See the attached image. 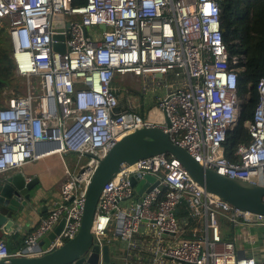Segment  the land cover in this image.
<instances>
[{
  "label": "built area",
  "instance_id": "2783aa9c",
  "mask_svg": "<svg viewBox=\"0 0 264 264\" xmlns=\"http://www.w3.org/2000/svg\"><path fill=\"white\" fill-rule=\"evenodd\" d=\"M222 5L223 0H85L82 6L71 0H0L15 75L14 93L0 106V176L53 155L78 157L74 171L66 168L56 205L16 252L1 239L0 259L43 253L33 252L37 240L61 219L62 229L45 251L72 239L99 161L142 127L162 129L204 168L264 187V77L245 123L250 142L237 147L234 160L223 154L243 102L237 79L244 55L229 56L220 28ZM56 15L62 16L59 27H53ZM54 43L64 45V52L53 50ZM116 74L130 75L143 94L150 92L148 102L163 120L149 110L144 116L139 103L121 107ZM220 219L232 227H264L263 217L206 191L178 160L161 153L137 160L103 186L92 245L120 242L113 264H264L223 237Z\"/></svg>",
  "mask_w": 264,
  "mask_h": 264
},
{
  "label": "water",
  "instance_id": "95a60500",
  "mask_svg": "<svg viewBox=\"0 0 264 264\" xmlns=\"http://www.w3.org/2000/svg\"><path fill=\"white\" fill-rule=\"evenodd\" d=\"M61 25L62 16H54L53 27ZM99 28L105 29L104 25ZM53 38L63 37L55 34ZM53 50L64 52V45L54 43ZM161 153L178 160L190 178L206 191L216 194L235 208L264 218L263 186L231 179L204 168L183 147L174 144L162 129L155 126L142 127L118 140L99 161L86 188L79 230L72 239L57 248L45 251L62 229L64 220L61 219L37 240V247L33 252L39 254L44 251L43 253L36 256H10L0 259V264H81L90 247L91 252L85 264H99V258L102 263L113 264L106 244L101 249L99 245H92L93 236L90 229L101 190L125 167L137 160ZM146 179L150 182L154 178L146 176ZM38 184L37 177L27 178V175L19 170H12L0 176V240L6 234L22 232L32 221ZM131 184H135L134 178L131 179ZM136 188L140 194L144 190L140 185Z\"/></svg>",
  "mask_w": 264,
  "mask_h": 264
},
{
  "label": "trees",
  "instance_id": "16d2710c",
  "mask_svg": "<svg viewBox=\"0 0 264 264\" xmlns=\"http://www.w3.org/2000/svg\"><path fill=\"white\" fill-rule=\"evenodd\" d=\"M84 2L71 0L72 6H82ZM220 28L229 56L239 59L244 55V61L239 62L242 70L237 79L238 95L243 99L240 115L222 144L224 156L234 160L237 147L250 142L245 123L252 119L258 102L256 85L264 77V0H223ZM11 53V39L6 28L0 25V106L1 93L12 86L15 76Z\"/></svg>",
  "mask_w": 264,
  "mask_h": 264
},
{
  "label": "crops",
  "instance_id": "0c3cea01",
  "mask_svg": "<svg viewBox=\"0 0 264 264\" xmlns=\"http://www.w3.org/2000/svg\"><path fill=\"white\" fill-rule=\"evenodd\" d=\"M148 103L151 104L150 102ZM144 109L145 108L142 107V109H139V112L146 116L147 109H145L146 111ZM152 109L154 108H150L148 114L149 116L156 119V117H158V113H156ZM162 120L163 119L161 118V120L159 119L157 121L160 122ZM34 163H37V166H35ZM66 168L69 169V171L71 172L75 170V168H69L66 165L62 155L59 156L56 160L53 159L52 156H50L39 162L27 163L19 169H16L26 174L27 178L37 177L39 184L35 201L36 208L32 216V221L23 229L22 232L16 234H6L2 239L10 248L11 252H16L20 247L23 246L24 238L36 226V224L39 222V219L45 216L56 205L60 185L67 178L68 175ZM54 172L57 173L55 175L57 177L55 180L53 179ZM237 229L239 230V232H236ZM255 230L256 228L254 229V227L252 226L248 227L247 225L242 224L236 226L235 231H231V235H228L224 229L223 235L227 239L233 240L235 242L237 250L240 254L253 256L254 258L259 260H264V229L263 232L256 233L257 237L255 238V241L252 244L250 242L254 239V237L252 239H249L246 236V232H248V234L252 236Z\"/></svg>",
  "mask_w": 264,
  "mask_h": 264
},
{
  "label": "rangeland",
  "instance_id": "374dc122",
  "mask_svg": "<svg viewBox=\"0 0 264 264\" xmlns=\"http://www.w3.org/2000/svg\"><path fill=\"white\" fill-rule=\"evenodd\" d=\"M0 25H3V23L0 22ZM113 85L120 91L119 99H120V106L121 107L125 106V98H126V102L128 104L131 103L133 105H136L137 103L140 102L139 104H141V106L139 107V109H142V107H143V108L147 109V111H148V110H150V108H154L152 103L151 104L148 103V101H149L148 99L150 98L149 97L150 92H146L143 94L139 89L140 88L139 82L132 79L130 75L116 74ZM123 87H124V90H123ZM13 93H14L13 85H12V87L4 88L3 92L1 93V105L2 106L6 103L7 98ZM144 97L146 99H144ZM122 98H124V99H122ZM152 110L155 111L156 113H158V117H156L155 120H159V119L161 120V118L163 119L161 112H159L155 108ZM52 157H53V159L56 160V159H58L59 156L53 155ZM77 159H78L77 154H63V160L65 161L66 165L69 168L70 167L75 168L74 163L77 161ZM34 165L37 166V163H34ZM56 174H57L56 172L53 173V179L54 180L57 178L55 176ZM254 222H257V221H254ZM220 225H221V229H223V230L225 229V231L228 235H231L232 230L235 231V227L232 228V225L225 219H220ZM255 228H256V231H254L252 236H250L248 234V232H246V236L249 239H252L253 237L255 239L257 237L256 233H261V232H263V229H264L262 226L254 227V229ZM237 231L239 232L238 229L236 230V232ZM106 245L108 246L110 259L113 258V255L115 253H118L121 250V246H122L120 242H116L113 240L107 241ZM102 264H105V263H102Z\"/></svg>",
  "mask_w": 264,
  "mask_h": 264
},
{
  "label": "bare ground",
  "instance_id": "6f19581e",
  "mask_svg": "<svg viewBox=\"0 0 264 264\" xmlns=\"http://www.w3.org/2000/svg\"><path fill=\"white\" fill-rule=\"evenodd\" d=\"M85 3V2H84ZM240 66V65H239ZM140 103V102H139ZM143 111V110H142ZM225 223V222H224ZM224 238H226V237H224ZM227 239V238H226Z\"/></svg>",
  "mask_w": 264,
  "mask_h": 264
},
{
  "label": "clouds",
  "instance_id": "9594fccd",
  "mask_svg": "<svg viewBox=\"0 0 264 264\" xmlns=\"http://www.w3.org/2000/svg\"><path fill=\"white\" fill-rule=\"evenodd\" d=\"M23 46H26V44H23Z\"/></svg>",
  "mask_w": 264,
  "mask_h": 264
}]
</instances>
